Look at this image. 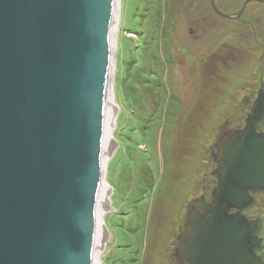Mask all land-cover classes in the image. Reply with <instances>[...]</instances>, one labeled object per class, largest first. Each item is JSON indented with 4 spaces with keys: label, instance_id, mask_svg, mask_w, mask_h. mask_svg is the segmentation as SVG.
<instances>
[{
    "label": "water",
    "instance_id": "water-1",
    "mask_svg": "<svg viewBox=\"0 0 264 264\" xmlns=\"http://www.w3.org/2000/svg\"><path fill=\"white\" fill-rule=\"evenodd\" d=\"M113 0H0V264H92ZM226 149L187 264H262L264 98ZM254 235V236H253Z\"/></svg>",
    "mask_w": 264,
    "mask_h": 264
},
{
    "label": "rangeland",
    "instance_id": "rangeland-1",
    "mask_svg": "<svg viewBox=\"0 0 264 264\" xmlns=\"http://www.w3.org/2000/svg\"><path fill=\"white\" fill-rule=\"evenodd\" d=\"M165 1L167 5L160 0L123 2L122 37L128 41L122 38L115 61V101L120 117L117 145L106 175L117 208L105 215L107 228L112 234L119 231V236L116 233L106 243L101 264L114 260V264H173L185 207L208 194L213 185L209 152L220 125L226 119L229 126H241L243 99L256 96L259 75L264 82V30L246 24L255 12L240 21L211 24L210 18L209 23L204 22L208 10L199 7V25L204 28L192 37L185 24L188 11L184 4ZM221 2L227 13L239 11L243 5V0ZM149 30L155 40L142 41ZM131 32L133 37H126ZM244 37L256 40L243 41ZM143 43H149L148 52L141 47ZM254 44L252 53L235 54L236 48L241 52ZM157 60L162 62L157 73L160 84L151 72ZM260 129L264 131V124ZM131 135L133 140H128ZM249 213L264 217V194L256 197Z\"/></svg>",
    "mask_w": 264,
    "mask_h": 264
},
{
    "label": "bare ground",
    "instance_id": "bare-ground-1",
    "mask_svg": "<svg viewBox=\"0 0 264 264\" xmlns=\"http://www.w3.org/2000/svg\"><path fill=\"white\" fill-rule=\"evenodd\" d=\"M124 0H113L112 6V22L110 30V42H109V54H108V66H107V78H106V90H105V102H104V114H103V126H102V145H101V167L99 175V184H98V194H97V203H96V212H95V222H94V242L92 248V264H101V254H104L106 249V243H111L114 239V235L119 236V231L116 230V233L112 234L111 231L107 228L105 223L106 214H111L115 212L117 208L114 203H112V193L110 183L106 179V174L108 172V166L112 161L115 150L113 151V146L116 147L117 143L115 141L116 128L119 123V112H117L116 107V89L114 86V76L116 75V56L120 52V43L122 38V20H121V11L123 9ZM133 37L132 32L130 36ZM130 49V46H129ZM159 68L156 69L155 78L159 79L158 76ZM138 81V80H136ZM139 83V81H138ZM136 86L139 85L136 83ZM139 89H142L139 87ZM239 93V91H238ZM141 97V96H140ZM225 103L227 101L225 100ZM137 110L138 103L136 102ZM162 106V104H161ZM160 107L155 115V119L158 117ZM135 135V134H134ZM128 140H133L132 135ZM116 144V145H115ZM117 149V148H116ZM124 181V180H122ZM117 183L114 182V184ZM116 207V208H115ZM117 228H120V225H117ZM121 248V247H120ZM114 260L111 264H114Z\"/></svg>",
    "mask_w": 264,
    "mask_h": 264
},
{
    "label": "flooded vegetation",
    "instance_id": "flooded-vegetation-1",
    "mask_svg": "<svg viewBox=\"0 0 264 264\" xmlns=\"http://www.w3.org/2000/svg\"><path fill=\"white\" fill-rule=\"evenodd\" d=\"M221 1L222 0H213V3H212V0H180V2H182L184 4L185 8L188 11V16L185 19V24L187 25L188 32L190 33V35L192 37H194V34L199 32L198 31L200 28L199 24H201L200 19L198 18L199 17V12H198L199 7L208 10V13H207L208 17L205 18L204 22L209 23L208 20L210 18L211 24H215L216 20H218V21L221 20L220 24H223L225 20L240 21V19L242 17H244L245 14H247V13L253 14L251 12V11H253V12H255V14L250 15L251 19L246 23L247 27L255 30L254 24H256V25H258L257 26L258 28H261L264 30V2H247L246 3V0L245 1L243 0V3H242L243 5L241 6V8L239 10L240 12L237 11V12H239V15H235V17L233 19L232 18L226 19V18L220 16L219 13H221V14H234L235 13L236 14L237 12H233V13L225 12L224 11V4H222ZM202 27L204 28V25ZM203 28H200V30H202ZM238 34L239 33H233V36H237ZM229 36L231 37L232 35H229ZM245 39H247L248 41H251V42L253 40H256V38L244 37L243 41H245ZM240 42H242V41L240 40ZM262 45H264V43H262ZM254 46H255V44L253 46H249V47L245 46L248 50H245L244 48H242L241 52L236 48L235 54L236 55H242L243 53H249L250 54V53H252L251 52L252 47H254ZM220 50L223 52L222 49H220ZM222 52L220 53L219 56H222ZM263 55H264V53H263ZM212 58L213 57H211L210 59H212ZM217 58H219V57H217ZM220 62H222V65L224 66L225 60L222 59ZM207 64H208V62H207ZM223 66H222V68H223ZM223 70H225V69L223 68ZM232 70L234 71V69H232ZM232 70L230 71L231 74L233 73ZM225 72H228V70L227 71L225 70ZM208 75L210 76L211 74H208ZM255 98H256V96L249 99V102L251 103ZM244 102L249 103L248 99H246ZM241 110L243 111V109H241ZM200 208H201V204L198 203L197 209L200 210ZM177 264H184V263L179 260L177 262Z\"/></svg>",
    "mask_w": 264,
    "mask_h": 264
}]
</instances>
